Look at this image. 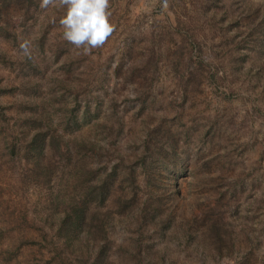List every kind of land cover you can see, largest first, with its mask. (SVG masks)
<instances>
[{
    "label": "rangeland",
    "instance_id": "374dc122",
    "mask_svg": "<svg viewBox=\"0 0 264 264\" xmlns=\"http://www.w3.org/2000/svg\"><path fill=\"white\" fill-rule=\"evenodd\" d=\"M41 2L0 0V264L55 263L19 215L38 186L23 197L5 163L39 105L109 149L96 166H132L140 196L153 190L149 264H264V0H110L101 53L64 40L65 9ZM115 230L111 264L141 232Z\"/></svg>",
    "mask_w": 264,
    "mask_h": 264
},
{
    "label": "trees",
    "instance_id": "16d2710c",
    "mask_svg": "<svg viewBox=\"0 0 264 264\" xmlns=\"http://www.w3.org/2000/svg\"><path fill=\"white\" fill-rule=\"evenodd\" d=\"M27 119L32 128L11 135L5 163L22 166L13 188L23 197L32 185L38 186L40 196L29 206V201H22L19 215L39 220L42 239L56 246L54 264H75L76 257L78 263L111 264L118 225H136L141 232L131 244L130 255H117V264H149L150 248L142 238L160 210L153 212V190L140 196L136 169L129 166L120 172L117 165L110 170L96 166V155L109 149L89 135L62 134L46 105H39Z\"/></svg>",
    "mask_w": 264,
    "mask_h": 264
},
{
    "label": "clouds",
    "instance_id": "9594fccd",
    "mask_svg": "<svg viewBox=\"0 0 264 264\" xmlns=\"http://www.w3.org/2000/svg\"><path fill=\"white\" fill-rule=\"evenodd\" d=\"M65 9L59 24L63 39L86 53H101L117 33L109 14L110 0H42L41 8Z\"/></svg>",
    "mask_w": 264,
    "mask_h": 264
}]
</instances>
